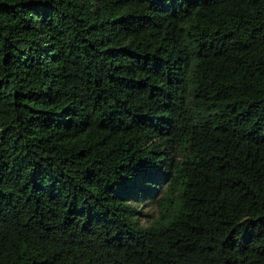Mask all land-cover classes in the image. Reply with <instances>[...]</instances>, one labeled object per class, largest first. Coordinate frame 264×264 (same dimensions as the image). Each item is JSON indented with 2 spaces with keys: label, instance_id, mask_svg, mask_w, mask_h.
I'll return each mask as SVG.
<instances>
[{
  "label": "trees",
  "instance_id": "trees-1",
  "mask_svg": "<svg viewBox=\"0 0 264 264\" xmlns=\"http://www.w3.org/2000/svg\"><path fill=\"white\" fill-rule=\"evenodd\" d=\"M0 264H264V0H0Z\"/></svg>",
  "mask_w": 264,
  "mask_h": 264
}]
</instances>
